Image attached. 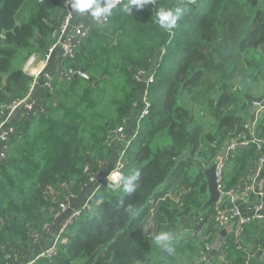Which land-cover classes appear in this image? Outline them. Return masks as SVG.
Returning a JSON list of instances; mask_svg holds the SVG:
<instances>
[{
  "label": "trees",
  "instance_id": "trees-1",
  "mask_svg": "<svg viewBox=\"0 0 264 264\" xmlns=\"http://www.w3.org/2000/svg\"><path fill=\"white\" fill-rule=\"evenodd\" d=\"M123 3L104 26L78 14L77 22L91 27L75 57L62 60L68 72L55 74L49 85L39 76L40 106L14 118L0 160V264L145 263L155 235L172 236L185 218L201 213L189 221L193 233L170 245L167 258L192 264L209 254L219 227L215 205L202 212L209 198L205 169L223 153L222 192L236 197L243 179L252 182L264 156V107L249 145L228 146L248 132L249 112L264 99L253 89L264 81V0L185 3L189 12L171 33L158 26L156 13L178 0H157L132 14L122 13ZM69 12L75 13L64 0H0V124L10 105L29 96L33 75L25 60L58 41ZM82 67L87 78L67 77ZM149 74L154 81L146 83ZM142 91L150 114L136 120V137L126 147ZM119 163L122 178L140 173L131 195L122 179L109 187L101 177ZM98 179L105 197L76 217L53 256L31 259L33 248L49 243V231L61 224V205L85 201ZM129 204L135 216L124 211ZM253 217L242 224L240 249L221 264L247 263L248 230L259 221Z\"/></svg>",
  "mask_w": 264,
  "mask_h": 264
},
{
  "label": "crops",
  "instance_id": "crops-1",
  "mask_svg": "<svg viewBox=\"0 0 264 264\" xmlns=\"http://www.w3.org/2000/svg\"><path fill=\"white\" fill-rule=\"evenodd\" d=\"M92 22H95V21L92 20ZM45 54L46 52L43 54V57L37 54V58L39 61L38 68H41L42 66H45L47 64V61L44 63ZM61 56L62 54L58 53L52 59L51 67L49 68V71L51 73H55L59 67L61 68V63H62ZM37 88L38 87L35 86L34 90L36 91ZM262 102H264V99L262 100ZM263 106H264V103H263ZM263 106L260 107V109L256 110L253 114L249 112L251 115L250 120H249L251 124L255 123L259 119L260 112L262 111ZM20 110L15 111L8 118V121H7L8 124H6L3 127L4 131H8V129L11 128L14 118L18 115ZM250 137H251V133L249 132V130L248 132L247 130H244L242 134L238 135L233 141H231V143L232 142L242 143L243 141L249 140ZM3 145H4V141L0 139V150L3 148ZM230 170L231 168L229 169L228 172H230ZM251 174L253 175V177H250L252 182L249 181L248 183V178L243 179L239 185V188L237 189L238 194L236 195V197L234 196V199L232 195L223 193L221 200L218 202V205L224 210H229L233 207H237L240 211L239 216L231 219L226 224H223L222 226L217 227L218 231L215 234L214 243L217 241L216 239L219 236L220 232L225 227H228L231 230L228 232L229 234L227 233L228 235L226 236V239L220 244L218 250H214V253L212 249L214 243H212V247H211L209 254L206 255V257L197 258L196 261H194L192 264H221L228 259V256H229L228 252L231 251V249L236 248V247L240 249V244L238 243L239 239L236 236V231L238 230L239 226H241V224L243 223V220H247L248 218L250 219L254 218L253 216L256 215L254 206L258 200H260L264 206V166L256 178H255L256 169ZM83 202H84V196H81L80 198L78 197L74 201H71L69 204L68 210L63 214V216H67L70 212L80 209L81 206L83 205ZM261 213H263V216H264V208L263 210H261ZM201 215H202L201 213H197V214H194L192 217L185 218L182 221L183 224H181V226H179L176 232L172 235V239L169 241V246L172 244H175L176 241H180L184 238H188L193 233V229L190 226L191 224L190 222L197 220V218L200 217ZM60 220H61L60 223H62V219ZM258 220L259 221L254 223L253 226H250L248 230L249 231L248 233L250 235L249 236L250 241H251L247 249L249 251H246L245 249L243 250V248L241 249L245 252L246 262H247L246 264H264V240L261 243H259L261 239L258 238V237L263 236L262 231H264V217ZM207 228H208L207 225L204 226L203 231L206 230ZM255 234L257 237H253ZM226 244L227 246L229 244V246H228V249H226L225 251L224 247ZM42 247L43 245L41 241L39 246L33 248V252L31 253L30 258L35 259V256L38 253V252L35 253V251L39 250V248H42ZM255 247H257L258 250L255 253H251L250 250ZM169 252L170 251L161 249L159 246H156L150 259L147 262L141 263V264H163L164 260H166L164 264H175V262H173L172 260L167 259V258H170ZM209 255H212L211 261L208 258ZM223 255H224V259L221 260ZM31 262L32 261H30L29 263Z\"/></svg>",
  "mask_w": 264,
  "mask_h": 264
},
{
  "label": "built area",
  "instance_id": "built-area-1",
  "mask_svg": "<svg viewBox=\"0 0 264 264\" xmlns=\"http://www.w3.org/2000/svg\"><path fill=\"white\" fill-rule=\"evenodd\" d=\"M123 0H114L115 6L114 8L121 3ZM113 8V9H114ZM79 15H84V16H89L88 13H84V14H79ZM76 17V23L72 28V31L70 32L69 36L62 42L61 46L63 48V56L62 59L64 58H74L75 57V50L76 47L80 44V42L85 39L88 34H89V30L91 27V24L89 22L85 23V22H77L78 21V14L77 13H72L69 12V14L67 15L65 22L62 26V30L60 33V36L66 31V29L69 26V23L72 19H74ZM109 16L107 17V19H103L100 22H95L97 25L99 26H104L106 24V22L108 21ZM91 23H93L92 21H90ZM55 45H53L51 48H49L48 50H52L53 47ZM35 60V55L31 56L27 62L26 67H30L33 62ZM54 75L52 73H45V78L48 80L47 84L49 85L51 82V79ZM67 77L69 78V74L67 75ZM144 81L146 83H151L154 81V75L153 74H149L144 78ZM37 84V75H36V79L34 80V85ZM144 98V104H145V111H148V103H147V99L145 100ZM41 102H40V96L39 94L36 92H32L29 94L28 98H24L21 100H18L16 102H14L12 105H10L8 107L9 113H8V118L15 112L18 110H22L25 111L26 113L30 114L33 113L34 111H36V109L40 106ZM254 104L260 105L261 107L263 106V102H254ZM7 120L3 123L0 124V139L2 141H4V145L3 148L0 150V160H2V158H6L5 155V149H6V142L8 140V134H11L13 132V129L10 128L8 129V131H4L3 130V125L7 122ZM254 123L251 124V126H247L249 132L251 133V137L253 136V126ZM123 131H120V133ZM258 144H260V139H255ZM248 146L249 145V140L243 141L242 143L239 142H232L229 144L228 146V150H234L239 146ZM221 158V163L218 165L217 167V172L219 175V178L221 180V173L224 169V158L223 155L220 157ZM120 165V163H119ZM264 166V156H262L259 161L257 162V168H256V175L255 178L259 175L260 171L262 170ZM101 186V185H100ZM102 187V186H101ZM233 199H234V195ZM91 197V198H89ZM86 200V202L83 204V206L78 209V210H74L72 212H70L67 216H63V214L68 210L69 208V204H62L61 205V211H60V218H64V220L62 221V224L58 227L56 234L52 237V239L50 240V242L48 243L47 247L38 254V257H51L53 256L56 252H57V246L59 243L63 242L66 240V235L65 233L67 232V229L70 225H72L75 220L76 217L79 216L83 210H88L91 208V202L94 199V194H91ZM264 206L262 204H257L254 206V210L256 212L255 217L257 219H261L263 216V213H261V210H263ZM215 210L217 213V217H216V225L217 226H222L223 224H226L228 221H230L231 219L237 217L240 215V211L237 207H233L229 210H224L222 209L218 203L215 204ZM252 219V218H251ZM250 218H248L247 220H243V223H247L251 221ZM242 223V224H243ZM241 226H239L238 230L236 231V236L239 239L241 237V235L244 232V228ZM224 259V255L222 256L221 260Z\"/></svg>",
  "mask_w": 264,
  "mask_h": 264
},
{
  "label": "clouds",
  "instance_id": "clouds-1",
  "mask_svg": "<svg viewBox=\"0 0 264 264\" xmlns=\"http://www.w3.org/2000/svg\"><path fill=\"white\" fill-rule=\"evenodd\" d=\"M124 1H126V0H123L117 6L121 5ZM64 2H65L66 5H70L71 10L73 12L77 13V14L88 13V15L95 22H100L103 19H107V17L111 15L112 10H113V8L115 6L114 0H64ZM185 2H186V0H180V3H178L175 6H172V7H168V6L159 7V9H158V11L156 13L158 26L161 29H163L165 32H168V33L173 32V30L177 27L178 22L189 12V9L184 6ZM156 4H157V0H127V2L123 3V5H122L120 10L122 11V13L132 14V11H133L134 7L136 8L137 11H142L146 7H155ZM95 22H93V23L96 24ZM160 53H161V55H160ZM37 54L38 53H33L32 55H30L28 57V59L25 60V62L23 64L24 70L31 72L32 75H33V81H32V86H31V89H30V93H31V91L32 92H36L37 91V93H38V91H39V85H38V79L39 78L38 77L42 75L41 72H42L43 68L45 67V66H42L41 68H38L39 61H38V58H37ZM61 54L63 56V53H61ZM162 54H163V51L159 52V55H158L159 61H162ZM33 55H35V60H34L33 64L30 67L27 68L26 67L27 62H28L29 58L31 56H33ZM40 56L43 57V55H40ZM47 60H48V56L45 54L44 63ZM160 64L162 65V62ZM49 72L50 71H48L47 73H49ZM65 72H68V71L64 70V68L62 67V63H61V68L59 67L56 70V72L52 73V74L55 75V74H61V73H65ZM67 74L72 75L73 72L72 73H67ZM36 75H37V84L34 85V80L36 79ZM43 75H45V73ZM35 86L38 87L36 91L34 90ZM143 97H144V95H143ZM142 103H143V107L137 114V116L139 118H145V117H147L150 114V107H148V111H145L144 98L142 100ZM20 111H22V110H20ZM6 120H7V118L3 122H5ZM136 123L137 122H135V125H136ZM6 124H8V122H6L3 125V127ZM11 128L13 129V125H11ZM133 130L134 129H132L131 133H129L130 132L129 131L128 135H125V138H124L125 142L126 143L128 142L127 143L128 146L132 145L133 139L136 137V133H134ZM13 131H14V129H13ZM127 136H129L128 140H126ZM6 146H7V142H6ZM139 179H140L139 171H134L129 176L122 178V180H123V191L125 193H128L129 195H131L134 192H136V190L139 187L138 183H136V182ZM99 194L100 193H98V195ZM124 211L127 214L131 215V216H135L136 215V211H134L132 209V205H130V204L124 206ZM61 224H59V226ZM51 230L49 232H51ZM56 232H57V230H56ZM56 232L51 236L50 240L56 234ZM171 239H172V236H171V234L169 232L162 231V232L158 233L157 235H155L154 242L161 249H165V250H168V251L171 252L172 249L169 246V241ZM47 245H48V243H46L45 248L47 247ZM42 251H40V252H42ZM39 253L36 254L35 259L40 258V257H38Z\"/></svg>",
  "mask_w": 264,
  "mask_h": 264
},
{
  "label": "water",
  "instance_id": "water-1",
  "mask_svg": "<svg viewBox=\"0 0 264 264\" xmlns=\"http://www.w3.org/2000/svg\"><path fill=\"white\" fill-rule=\"evenodd\" d=\"M178 2H180V0H178ZM197 2V0H186L185 3H191V4H195ZM76 23V17L74 19H72L69 23L68 28L66 29V31L60 36L58 42L55 44V46L53 47L52 50H47L46 51V55L48 56V60H47V64L45 65V67L42 70V74L47 73L49 71V68L51 67V61L52 59L56 56V54L58 53H63V48L61 46L62 42L69 36L70 32L72 31L73 26ZM7 33V31L5 32V34ZM64 54V53H63ZM237 56H240V54H238ZM74 77H78V76H82V77H88L87 74L85 73V67H82L80 70H77L75 72H73ZM141 96L139 98L138 101V105L136 108V112L138 113L142 107H143V94L144 91L141 92ZM260 105L254 104L250 110V112L253 114L256 110L260 109ZM138 116L137 114L133 117V121L130 125V128L134 129L135 127V122L136 120H138ZM130 129V130H132ZM131 133V131L129 132ZM129 139V136L126 137V140ZM223 155V153L220 154V157ZM113 162H115L117 160V154L114 155V157L112 158ZM221 163V158H218L214 164L205 169V174L207 175V180H208V184H209V198L207 199V201L205 202L203 208H202V212H204L206 209H208L209 207L215 205L216 203H218L222 196H223V192L220 188V178L217 172V167L218 165ZM106 174L103 172V177ZM102 179V178H101ZM117 184H113V186H116ZM105 197V193H100L99 195H96L93 199L94 202H98L100 200H102ZM229 225V224H228ZM56 227H53V230H51V236L56 232ZM231 229L228 227H225L219 234V236L217 237V241L213 244V253L214 250H218L220 244L226 239V236L229 234L228 232ZM228 233V234H227ZM43 248H45V243L43 245ZM211 256L209 255L208 258L211 261Z\"/></svg>",
  "mask_w": 264,
  "mask_h": 264
},
{
  "label": "rangeland",
  "instance_id": "rangeland-1",
  "mask_svg": "<svg viewBox=\"0 0 264 264\" xmlns=\"http://www.w3.org/2000/svg\"><path fill=\"white\" fill-rule=\"evenodd\" d=\"M19 64H21V61L18 62ZM20 66V65H19ZM261 84V83H260ZM264 83H262L261 85H259L258 87H254V93L256 95H264V86H263ZM264 103V102H263ZM264 107V106H263ZM132 129V128H130ZM128 135V133L126 134ZM128 143V142H127ZM126 143V147H128V144ZM118 147L121 149L122 146L121 145H118ZM257 168V167H256ZM101 174V177L103 176V172L100 173ZM122 176H123V167L120 165L119 167H116L115 169L113 168H110L109 171L107 172V174L104 176L106 178V183H108V186L109 187H114L113 184H118L121 179H122ZM124 176H125V171H124ZM95 185V190L93 193L91 194H94V196L98 195L99 191L100 190H103V188L100 186L101 185V182L98 180H96L94 182ZM90 194V195H91ZM89 195V196H90ZM91 198V197H89ZM87 200V199H86ZM86 200L83 202V204L86 202ZM83 206V205H82ZM81 206V207H82ZM68 231V229H67Z\"/></svg>",
  "mask_w": 264,
  "mask_h": 264
}]
</instances>
